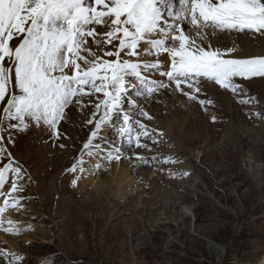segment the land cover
<instances>
[{
    "label": "snow or ice",
    "instance_id": "1",
    "mask_svg": "<svg viewBox=\"0 0 264 264\" xmlns=\"http://www.w3.org/2000/svg\"><path fill=\"white\" fill-rule=\"evenodd\" d=\"M233 32L264 36V0H0V228L22 231L5 216L19 209L28 175L5 143L14 142V132L41 127L59 141L66 135L61 125L80 112L92 127L68 173L83 174L93 159L96 169L103 167L100 160L157 161L136 152H151L148 141L158 145L164 136L145 123L154 117L142 101L180 95L207 111L214 101L200 96H207L208 85L240 96L247 95L244 81L264 78V55L244 56L235 44L213 46L211 38ZM238 102L259 103L254 96ZM106 129L118 139L103 135ZM160 162L182 163L171 155ZM79 179L71 180L73 187ZM0 257L6 264L24 260L4 248Z\"/></svg>",
    "mask_w": 264,
    "mask_h": 264
},
{
    "label": "rangeland",
    "instance_id": "2",
    "mask_svg": "<svg viewBox=\"0 0 264 264\" xmlns=\"http://www.w3.org/2000/svg\"><path fill=\"white\" fill-rule=\"evenodd\" d=\"M257 121L262 119L257 117ZM18 133H13V143H5L16 160L18 154L23 155L19 162L28 174L21 181L25 186L19 193L24 199L19 209L12 211L22 231L15 235L19 250L5 244L0 247L23 255L22 264H260L264 256V191L241 171L242 160L208 148L195 151L193 162L200 158L198 163L206 171L210 196L217 197L221 204L212 208L208 204L210 197L202 194L204 190L193 191L195 178L191 171L186 177H173L169 174L175 171L173 165L160 162L166 158L165 135L158 146L153 145L155 149L152 146L151 152L143 154L148 158L155 155L157 161L140 165L129 176L136 180L135 187L125 180L124 190L119 192L116 187L121 181L110 178L117 162L110 165L100 160L103 167L96 169L93 165L97 161L93 159L85 164L87 171L83 174H71L67 169L82 149L71 154L69 160L68 146L45 147L36 140L39 151L28 149L33 136L24 134L21 139ZM102 134L110 138V133ZM4 135L7 137L8 133ZM255 137L246 149H264V142ZM44 147L46 151L41 150ZM41 151L46 152L44 156ZM65 154L67 161L63 159ZM55 156L63 157L54 159ZM75 175H80V179L73 187L71 180ZM54 178H58L56 194L50 187ZM169 180L179 185H172L176 186L173 188L167 184ZM92 182L105 183L103 194L93 191ZM217 182L224 183V189ZM10 183L11 178L4 187L5 193L9 192ZM155 188L162 191L156 192ZM140 195L141 202L137 200ZM184 207H190L192 214L180 221ZM210 243L218 245L221 252H215ZM0 264H6L3 257Z\"/></svg>",
    "mask_w": 264,
    "mask_h": 264
},
{
    "label": "bare ground",
    "instance_id": "3",
    "mask_svg": "<svg viewBox=\"0 0 264 264\" xmlns=\"http://www.w3.org/2000/svg\"><path fill=\"white\" fill-rule=\"evenodd\" d=\"M211 39L214 47H232L235 44L242 50L241 54L244 56L264 55V36H261L260 34L235 32L221 33ZM243 85L247 95H240L241 98L219 89L218 86L208 85L207 96H200L201 99L209 98L214 101V106L208 105L207 111H205L204 107L200 106L196 101H186V98L180 95H161L156 98H151L146 102L142 101L144 109L154 117L152 121L145 120V123L149 125L150 129L156 130L154 134L163 132L165 135V157L172 155L174 158L182 161V163L172 164V167L175 170L173 171L178 172L177 170H180V172H183V169L184 171H191L193 173L191 177L195 178V187L193 188V191L201 192L204 190V193H201L203 196L210 197L208 204L212 208L221 204L217 197L210 196L206 182V171L203 166L198 163L200 158L198 157V160L193 162L196 157V150L202 151L208 148L215 153L222 155L225 154L228 157L242 160L241 171H243L247 178L252 179L255 182L260 191H264V149H246V146L252 137H260V135L264 132V118H261L262 121H257V117L254 115L255 112H261L262 116H264V78H254L251 81H244ZM249 96L256 97L259 103L241 104L238 102L239 99H246ZM125 107L131 112V105L126 104ZM84 111L87 113L88 109H85ZM212 115L217 117L216 122L221 121V123L212 124ZM86 119V115H82L80 112L75 113L73 120L70 123L61 125V131L66 135L59 141L49 136L48 133L41 127H31L25 132H19L18 136L21 139L24 138V134L33 136V140L28 142L27 148L35 149L37 151H39L38 141L43 142V146L45 145V147L47 145H55V147H57L60 143H63L68 146L67 148L69 152L66 154H69L70 160V156H72L71 154L75 152V154H77V151L82 149V145L89 135V129L92 126L85 125ZM225 122H227V124H225ZM109 130L110 129H106L104 131L106 134L110 133L108 135L110 137L109 139L113 141L117 140L118 137L116 132H114V130L109 132ZM66 138H68L69 142H66ZM158 139L160 140L162 138L158 137ZM260 141L264 142V135L260 137ZM148 143L151 147L153 146L151 141H148ZM45 147L41 150L46 151ZM153 148L155 149L156 146H153ZM45 151H41L40 154L44 156L46 153ZM136 152L143 155L146 151L143 149H137ZM66 154L63 158L64 161L68 160V156ZM126 154L130 155L131 153ZM62 157L63 156H55L53 158L58 159ZM17 160L21 162L23 160V155L18 154ZM162 160L163 159H161V161ZM247 161H249V163ZM157 164H159V161ZM140 165L142 164H136L134 166L133 163L123 159L120 162H117L115 168L112 169L114 171L111 172L110 177L111 180L114 178V181L117 179L121 181L117 185L116 191L122 192L124 190H122V186L125 180L128 184H133V182L135 183L136 180L133 181L130 179L132 177L129 178V176L132 175ZM50 184L51 192L56 194L59 188L58 178L51 180ZM167 184L170 186L179 185L177 181L173 182L171 180H169ZM217 185L221 189H224V183L217 182ZM154 186L156 185L154 184ZM176 186L172 187L175 188ZM105 187L107 188L105 183L99 182L96 184L95 182H92V189L94 192L103 194V188ZM133 187H135L134 184ZM129 190L130 188L128 191ZM166 190H163V192H166ZM160 191H162V188L156 192ZM117 194L119 193H114V196ZM102 197H104V195H100V198ZM142 198L143 196L140 195L137 200L141 202ZM21 210H25V208L22 207ZM12 211L13 208H10V211L6 212L5 216L7 219L14 221L13 218L15 217V214H12ZM146 212L147 211H145L144 214ZM191 214L192 209L190 207H186L185 210L179 214L180 221L184 219V216L187 217ZM15 235L16 234L14 233H5L3 228H0V246L5 244L6 247L13 249L14 251L19 250L17 242L19 239L15 238ZM210 247L215 252H221V248L218 245L210 243ZM260 264H264V256L261 258Z\"/></svg>",
    "mask_w": 264,
    "mask_h": 264
}]
</instances>
